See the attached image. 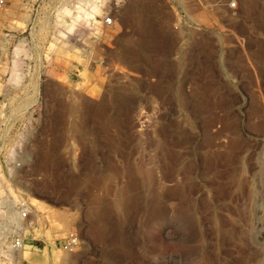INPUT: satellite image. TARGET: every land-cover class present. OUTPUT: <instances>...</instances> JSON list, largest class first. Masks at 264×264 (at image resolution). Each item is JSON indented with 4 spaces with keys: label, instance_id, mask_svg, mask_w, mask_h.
Listing matches in <instances>:
<instances>
[{
    "label": "rangeland",
    "instance_id": "1",
    "mask_svg": "<svg viewBox=\"0 0 264 264\" xmlns=\"http://www.w3.org/2000/svg\"><path fill=\"white\" fill-rule=\"evenodd\" d=\"M215 1L0 8V223L29 226L23 264H264V0Z\"/></svg>",
    "mask_w": 264,
    "mask_h": 264
},
{
    "label": "built area",
    "instance_id": "2",
    "mask_svg": "<svg viewBox=\"0 0 264 264\" xmlns=\"http://www.w3.org/2000/svg\"><path fill=\"white\" fill-rule=\"evenodd\" d=\"M7 0H0V8L5 6ZM215 5L226 7L228 10L234 12L237 9V3L234 0H216ZM105 26L113 24L112 18L107 16L104 19ZM15 214L19 222L26 221L31 214V207L29 204L20 199L14 205ZM6 223H0V264H23L24 259L19 257V253L24 250V243L26 236L24 232L16 227L6 229ZM79 246V238L74 232H70L60 244V247L68 253H73Z\"/></svg>",
    "mask_w": 264,
    "mask_h": 264
},
{
    "label": "bare ground",
    "instance_id": "3",
    "mask_svg": "<svg viewBox=\"0 0 264 264\" xmlns=\"http://www.w3.org/2000/svg\"><path fill=\"white\" fill-rule=\"evenodd\" d=\"M259 17H260V16H259ZM259 20H260V19H259ZM260 22H261V21H259V27H261V26H260ZM114 25H115V23H114ZM106 36L108 37V35H106ZM104 38H105V37H104ZM104 38H103V39H104ZM258 62H259V64H262V62H264V53L259 52ZM261 170H264V169H261ZM261 170H260V171H261ZM15 175H16V174H15ZM255 179H256V178H255ZM13 182H14V181H13ZM255 182H256V181H255ZM14 184L19 185L18 182H14ZM19 186H20V185H19ZM29 218H30V217H29ZM29 218H28V219H29ZM28 219H27V220H28ZM27 220H26V221H27ZM26 221H23V222H26ZM28 227H29V226L26 225L25 228H28ZM25 228L22 227V229H20V228H18V229H20V230L22 231V230L25 229ZM25 246H26V243H24V250H23V252L19 253V257H20V258H23L22 255L24 254ZM23 259H24V258H23Z\"/></svg>",
    "mask_w": 264,
    "mask_h": 264
}]
</instances>
